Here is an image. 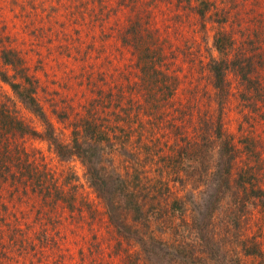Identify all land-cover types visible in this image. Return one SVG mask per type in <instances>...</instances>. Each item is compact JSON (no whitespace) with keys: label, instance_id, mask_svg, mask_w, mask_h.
I'll return each instance as SVG.
<instances>
[{"label":"rangeland","instance_id":"obj_1","mask_svg":"<svg viewBox=\"0 0 264 264\" xmlns=\"http://www.w3.org/2000/svg\"><path fill=\"white\" fill-rule=\"evenodd\" d=\"M217 31L232 36L223 59L241 63L226 70L220 113L207 71L208 61L219 59L212 47ZM147 45L149 52H141ZM1 50L17 54L21 66L5 70L30 77L58 141L70 142L77 117L90 105L99 111L88 118L109 123L120 140L113 136L93 158L106 184L105 203L78 158L59 161L47 142L12 128L13 115L43 132L40 120L0 82V112L9 123L0 125V264H264L259 202L248 201L242 210L236 203L245 197L234 204L232 196L211 213L215 198L207 202L200 183L188 178L172 181L168 163H174L154 156L173 152L176 142L195 138L219 115L233 147L234 180L242 175L252 188L264 189V0H0ZM149 62L157 84L139 71ZM127 85L144 86L151 96L136 94L132 104L109 96L129 92ZM204 151L212 164L215 152L206 143ZM135 176L151 180L140 184ZM217 183L211 173L208 184ZM125 188L141 203L134 221L128 198L115 202ZM179 198L182 217L170 209ZM252 243L256 256L245 254Z\"/></svg>","mask_w":264,"mask_h":264},{"label":"trees","instance_id":"obj_2","mask_svg":"<svg viewBox=\"0 0 264 264\" xmlns=\"http://www.w3.org/2000/svg\"><path fill=\"white\" fill-rule=\"evenodd\" d=\"M204 8L205 11L209 10V2L205 3ZM197 14L201 18L205 17V13L203 11H198ZM139 30V37H142L143 35L139 33ZM139 44L140 43H138L137 46H139ZM232 46V36H229L222 31H217L215 33L212 41V47L216 54L219 56V59H210L207 63V71L210 75L213 89L216 91V94L219 97L215 101L219 113L221 111L222 101L227 90L225 80L226 70L229 66L233 69H236V66H241V63H239V59L237 58L236 65L234 64V62H232V60H230L228 63L226 59H223V55L226 54L227 51H230L232 49ZM160 47L161 46L159 45H154L153 48L156 50ZM149 50L150 46L147 45L141 52H149ZM20 63L21 61L14 51L1 50L0 82L8 85L12 90L13 94L17 97V99H19L20 103L23 104V106H25L33 115H35L40 120V123L43 127V132L37 133L35 129L30 128L28 125L22 124L13 115L10 117L9 121L12 125V128L17 131L21 136L29 135L36 138L38 137L40 140L47 142L59 161H67L72 157L78 158L81 164L86 169L88 185L97 194V196L103 199L106 203V198L102 195L103 188L106 184L95 171V164L93 162V158L99 152V147L104 149V144H107L108 146V144L111 142L110 139L113 136L116 139L120 140V135L118 133L113 132V130L108 127L110 126L108 125L109 123H107V125H101V123L95 122L94 119H89L88 117L92 116L90 112L91 110H94V112L99 111V108L97 106L90 105V107L84 112L83 116L77 117L79 118L76 121L78 126L72 129L70 135V142L68 144H63L58 141V139L53 133L51 123L46 118L44 111H42V107L34 97L35 86L33 85V82L30 77L25 76V74L21 76V78L16 77V75H10L8 71L5 70L6 67H9L11 71L15 72V69H17L18 66H21ZM148 64L150 65H145L143 69V74L141 72L143 66L140 67L139 71L141 75L145 76L149 85L157 84L155 83L156 68L151 65L152 62H149ZM15 77L19 79L18 82L14 81L13 78ZM244 77L246 82L251 83L248 80L246 72L244 74ZM126 88L129 89V92H126L123 88V91L121 90L117 93H111L109 96L113 97L114 100L119 99V102L122 101L123 97H126L128 100H130V104H132V99L136 94L139 98H143L145 95H150L148 89L144 86H137L135 90L130 89L128 85ZM121 108L123 109V106L119 107L118 109ZM7 118L8 114L4 113L1 110L0 125L2 124L4 126H7L9 124L6 121ZM125 132L126 131L124 130L120 131V133ZM207 136L208 138L210 137L211 140H209ZM205 138H207V141L204 142ZM205 143L207 144L209 151L213 150L215 152V160L212 162V164L205 163ZM151 147L152 149H155L154 146ZM143 148V145L139 147V149ZM232 153L233 147L230 144V138L222 130L220 117L218 115V118L215 122L208 124V128L204 127V129L197 130L195 138H184L181 141L176 142V146L173 152L163 153L155 151L154 156L156 155L157 157H162V161H165L167 158L171 160L172 163H174V165L168 163V167L169 165H171V168H173L171 169L169 167V176H174V179L172 181L176 182L182 180V178H188L189 180L195 182L196 186H198V184L200 183L201 187L199 186L196 188L204 190V195L206 196L205 200L208 202V199H210V195H212V199L215 198L214 202H212L213 209H211V213H213L216 208H218L219 202V204H221L222 200L224 201L226 198L232 196L235 198V201H233L234 204L236 202V198L240 199L242 197H245L244 200H242L240 203H236L239 209L242 208L243 210V208L246 207V203L248 201L251 202L253 200L259 202L264 208V189L260 187L252 188V180H247V178L244 179L242 175H239L241 177H239L238 180H234L232 175V161L234 157ZM211 173H214L216 179H218L217 185L213 187L212 185L208 184V178ZM245 175L251 177L250 174ZM28 176H32L31 172H28ZM43 178L44 177H39L37 179L39 181ZM135 180L138 183L142 184L144 181L149 182V180L151 179L147 176H144V179L141 180L138 178V176H135ZM150 188L152 187L149 186V189ZM123 196L124 197L117 198L115 202L122 203L124 198H128V201H130L132 204V209L128 207V211L132 215V220H137L136 215H138L139 213V206L141 207V203L139 199L134 196V190H129L128 188H125V193ZM136 200H138V202ZM171 203L172 206H170V209L172 212H178V215L180 217H182L186 213V210H184L183 207L184 203L181 201L180 198L175 201H172ZM108 204L110 205V202H108ZM109 220L112 224H116L113 221L112 213H109ZM190 221L191 223L196 225L198 219H194V217H191ZM245 254L254 256L258 255L259 249L257 244L252 243L251 248H246L245 246Z\"/></svg>","mask_w":264,"mask_h":264}]
</instances>
